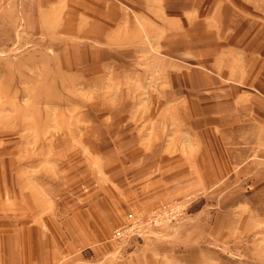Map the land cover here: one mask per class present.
<instances>
[{
  "label": "rangeland",
  "instance_id": "374dc122",
  "mask_svg": "<svg viewBox=\"0 0 264 264\" xmlns=\"http://www.w3.org/2000/svg\"><path fill=\"white\" fill-rule=\"evenodd\" d=\"M212 13L0 0V264H264V72Z\"/></svg>",
  "mask_w": 264,
  "mask_h": 264
},
{
  "label": "crops",
  "instance_id": "0c3cea01",
  "mask_svg": "<svg viewBox=\"0 0 264 264\" xmlns=\"http://www.w3.org/2000/svg\"><path fill=\"white\" fill-rule=\"evenodd\" d=\"M212 3V27H207L209 30V34L207 35L213 39L212 45L214 48H218L221 45L231 44L232 41H228L227 43L225 42V39H235L240 34L238 23L239 25L241 23H247V35L245 36L247 39V46L242 47L243 49H241L239 53L251 60L256 59L257 57L258 59H256V61H259L261 64L258 70L264 72V0H211V4ZM200 23H203L202 20ZM227 25H233L234 28L228 31H223L222 29ZM254 28L258 29L252 30ZM232 44H234V46L228 45V49L231 52L234 51L236 43ZM219 54L222 55V52H219ZM212 69L218 71L220 74L224 73L225 67H216L215 69L214 66ZM247 69L250 70L251 66H248L247 68H244L243 66L242 69L237 68V71L240 72L238 74L235 73V75L232 76V81L241 82L246 80L247 76H244V74L241 75V72H246ZM218 85H221V83ZM260 89L263 91L262 83Z\"/></svg>",
  "mask_w": 264,
  "mask_h": 264
}]
</instances>
